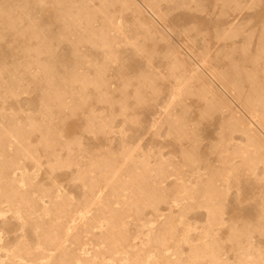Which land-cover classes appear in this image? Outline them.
<instances>
[{
	"label": "rangeland",
	"instance_id": "rangeland-1",
	"mask_svg": "<svg viewBox=\"0 0 264 264\" xmlns=\"http://www.w3.org/2000/svg\"><path fill=\"white\" fill-rule=\"evenodd\" d=\"M0 264H264V0H0Z\"/></svg>",
	"mask_w": 264,
	"mask_h": 264
}]
</instances>
